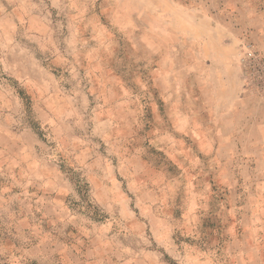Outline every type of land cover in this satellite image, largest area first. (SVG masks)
I'll return each mask as SVG.
<instances>
[{
    "label": "rangeland",
    "instance_id": "1",
    "mask_svg": "<svg viewBox=\"0 0 264 264\" xmlns=\"http://www.w3.org/2000/svg\"><path fill=\"white\" fill-rule=\"evenodd\" d=\"M27 3V36L57 39L41 50L28 38L29 55L48 73L47 59L63 53L69 70L57 68L55 81L83 92L91 123L110 124L96 149L116 188L109 203L92 194L96 181L66 157L75 146H57L54 124L0 52V264H264V0ZM201 20L206 38L187 36ZM245 43L256 56L247 69ZM212 51L240 73L245 98L233 106H209ZM25 132L40 139L36 155L60 167L69 196L49 204L28 184L39 182V163L21 156Z\"/></svg>",
    "mask_w": 264,
    "mask_h": 264
},
{
    "label": "crops",
    "instance_id": "2",
    "mask_svg": "<svg viewBox=\"0 0 264 264\" xmlns=\"http://www.w3.org/2000/svg\"><path fill=\"white\" fill-rule=\"evenodd\" d=\"M27 2L28 0H0V52L3 69L8 72L7 74L16 76L23 83L28 95L32 97L34 109L40 113V117L45 116V118L41 117L42 122L54 124L50 135L58 142L57 146L60 147L66 144L75 146L74 150L69 153L70 157H66L70 162L76 164L78 168L84 169L87 172L88 179L93 178L96 181L94 187H92V194L94 193L97 198L101 196L103 202L109 203L113 199V192L116 188V185L111 183L116 178L110 173L111 160L107 156L102 158V153L100 149H96V144L99 148L103 146L102 144H107L105 143L107 142L105 138L110 129V124L107 120L98 118L96 120L92 119L91 123V118L87 114L89 101L85 98L83 92L75 88L70 90V92H76L77 94L75 96L68 95L67 87L55 81L54 71H58L57 68H60L63 74L69 70V68L66 69L65 65H60L59 63V61L63 63V60H66L65 55H62L63 53L58 54L61 57L52 55L47 59L51 62L49 69L54 70L48 73L47 69L45 70L37 62L35 56L29 55L26 46L30 42L28 38L32 37L41 50H48L49 42H56L57 39L52 41L51 38L40 35L27 36V33L31 31L30 17L26 13L29 10ZM209 26L210 23L207 20L192 22L186 26L185 32L187 36H191L193 39L196 36L205 39V33L198 31V27L208 28ZM21 29L25 33L24 37H20L17 34ZM224 34L227 35L226 33ZM202 47L204 48V46ZM225 47H230V53L237 51V46L233 41L228 42ZM205 56L210 60L209 67L211 69V75H206L208 78V81H206L209 85V106H233L245 98L240 93L242 87L240 73L230 63L229 55H219L212 51ZM45 78L48 81L53 78L54 83L47 82ZM76 128L81 130V132L78 131L77 135H75ZM20 135V137L16 135L17 143L18 140L19 143H23L24 146L21 151L23 153L25 151L21 156H26L27 154L33 156L35 154L34 157L39 163L37 164L38 168L33 172L35 179L39 182L28 184H33L32 186L35 188H40L42 191V196L40 197L49 204L56 203V200L62 199L65 193L69 196L73 190L70 183H65L67 179L61 173L60 167L51 165L48 161L36 155L33 146H42L39 142L40 139L26 132ZM28 138L30 144L26 140ZM97 164H99L100 169L98 171L100 173L96 172L95 166ZM52 179H56L59 182L54 183Z\"/></svg>",
    "mask_w": 264,
    "mask_h": 264
},
{
    "label": "built area",
    "instance_id": "3",
    "mask_svg": "<svg viewBox=\"0 0 264 264\" xmlns=\"http://www.w3.org/2000/svg\"><path fill=\"white\" fill-rule=\"evenodd\" d=\"M256 61L255 52L250 43L242 45V52L240 53V64L247 69Z\"/></svg>",
    "mask_w": 264,
    "mask_h": 264
},
{
    "label": "trees",
    "instance_id": "4",
    "mask_svg": "<svg viewBox=\"0 0 264 264\" xmlns=\"http://www.w3.org/2000/svg\"><path fill=\"white\" fill-rule=\"evenodd\" d=\"M19 95L22 96V98H23L24 100H26V105H25V106L31 108V107H30V99L28 98V96L24 95L22 92H19ZM34 128H35V130L38 132L39 136L42 135L41 132L38 130V126H35V125H34Z\"/></svg>",
    "mask_w": 264,
    "mask_h": 264
}]
</instances>
